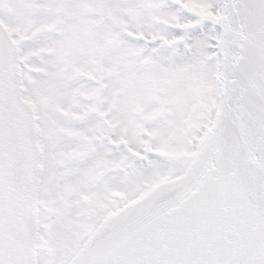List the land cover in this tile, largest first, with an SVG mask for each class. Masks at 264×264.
Wrapping results in <instances>:
<instances>
[{
  "label": "snow or ice",
  "instance_id": "snow-or-ice-1",
  "mask_svg": "<svg viewBox=\"0 0 264 264\" xmlns=\"http://www.w3.org/2000/svg\"><path fill=\"white\" fill-rule=\"evenodd\" d=\"M0 264H264V0H0Z\"/></svg>",
  "mask_w": 264,
  "mask_h": 264
}]
</instances>
